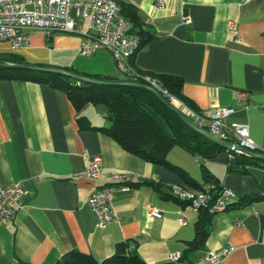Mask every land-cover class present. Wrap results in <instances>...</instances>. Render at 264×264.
I'll list each match as a JSON object with an SVG mask.
<instances>
[{
    "label": "crops",
    "instance_id": "crops-1",
    "mask_svg": "<svg viewBox=\"0 0 264 264\" xmlns=\"http://www.w3.org/2000/svg\"><path fill=\"white\" fill-rule=\"evenodd\" d=\"M116 1L137 7L144 29L154 35L130 59L135 70L179 79L183 98L199 114L234 109L229 121L247 124L256 143H263L264 0H164L162 9L157 0ZM185 16L191 23H185ZM81 43L77 34L57 33L48 40L34 31L30 45L18 51L0 42V55L83 75L122 78L109 52L84 57ZM99 107L88 105L78 114L66 93L47 83L0 80V188L19 183L27 191L25 208L12 222L0 225V264H62L75 251L101 262L122 243L128 253L159 264L171 254L183 255L195 239L200 212L186 208L170 192L172 185L195 187L166 167L125 151L100 131L109 123ZM82 115L90 128L79 126ZM182 150L177 162L169 161L199 185L206 183L204 164L214 176L212 182L233 189L237 204L244 205L214 214L204 245L174 264H194L206 252L229 245L234 251L222 264H264V198L247 203L250 196L264 195V168L229 172L235 159L228 152L204 161ZM96 156L102 158L105 173L141 178L129 191L116 192L120 220L104 229L88 205L93 193L110 185L105 177L95 181L85 176ZM150 206L163 217L149 216ZM181 218L187 225H181Z\"/></svg>",
    "mask_w": 264,
    "mask_h": 264
},
{
    "label": "built area",
    "instance_id": "built-area-1",
    "mask_svg": "<svg viewBox=\"0 0 264 264\" xmlns=\"http://www.w3.org/2000/svg\"><path fill=\"white\" fill-rule=\"evenodd\" d=\"M157 6L162 9L164 0H157ZM184 21L191 23V18L185 16ZM229 27L235 30L236 24L230 22ZM34 31L43 33L48 40L57 33L81 36L82 56L90 57L99 51L109 52L122 78L140 79L154 87L169 99L170 103L213 136L264 154V141L258 145L247 124L229 121L234 109L221 108L207 114H199L170 95L156 78L141 74L132 67L130 59L139 49V39L133 32V24L124 17L116 0H0V42H7L14 51H18L30 45V33ZM246 96V93H242L241 100H245ZM85 176L95 181L105 177L110 183L107 188L93 193L88 200L97 226L104 229L109 224L118 222L120 217L114 208L116 192L129 191L141 178L116 171L105 173L100 156L89 162ZM170 192L175 199L185 204L186 208L195 212L208 210L213 215L225 212L238 203V195L233 189L212 182L204 184L201 190L172 185ZM26 196L27 191L19 183L0 188V225L12 222L17 212L25 208ZM149 216L160 219L163 213L150 206ZM180 223L187 225V220L181 218ZM233 251L232 245L218 251H209L194 264H222ZM181 258V253L171 254L168 262L174 263Z\"/></svg>",
    "mask_w": 264,
    "mask_h": 264
},
{
    "label": "trees",
    "instance_id": "trees-1",
    "mask_svg": "<svg viewBox=\"0 0 264 264\" xmlns=\"http://www.w3.org/2000/svg\"><path fill=\"white\" fill-rule=\"evenodd\" d=\"M118 3L122 8L124 17L129 19L133 24V32L139 39V51L154 40V35L144 29L137 7L124 2ZM0 60L14 64L27 63L20 56L12 54L0 55ZM86 76L99 80H125L143 83L140 79L127 80L124 78L110 79L90 75ZM155 78L170 95L192 108L182 96V84L179 79L170 76ZM3 79L47 83L53 88L65 92L78 114L88 105L103 107L106 111V119L109 125L99 127L100 131H103L115 140L125 151L151 164L166 167L170 171L177 173L187 184L193 185L197 190H201L203 185H199L183 168L169 161L168 155L174 147L180 146L190 154L204 161L215 159L220 154L228 152L235 159V164L228 167L229 172L247 173L248 166L264 165V161L226 151L191 130L179 117L169 111L153 93L144 89L91 85L78 83L73 79L55 74L0 67V80ZM77 122L81 128H90L89 121L83 115L77 118ZM201 167L205 182H212L214 176L207 171L204 164ZM212 183L220 185L218 181ZM261 198H264V195L250 196L247 203ZM237 205L243 206L244 204L239 203ZM212 218L213 214H210L208 210L200 211L199 220L196 223V237L188 243V248L182 255L181 260H184L194 249L204 245L209 235V226ZM62 264L149 263L144 261L138 254L128 253V245L122 243L117 245L116 253L113 256L101 262L92 255L75 251L69 254ZM159 264L174 263L165 262Z\"/></svg>",
    "mask_w": 264,
    "mask_h": 264
},
{
    "label": "water",
    "instance_id": "water-1",
    "mask_svg": "<svg viewBox=\"0 0 264 264\" xmlns=\"http://www.w3.org/2000/svg\"><path fill=\"white\" fill-rule=\"evenodd\" d=\"M0 67L55 74L73 79L78 83H87L91 85H101V86L133 87V88H139L150 91L162 102V104L165 107H167L169 111L173 112L177 117H179L186 126H188L191 130L195 131L199 135L203 136L204 138L208 139L212 143L218 145L219 147L225 149L226 151L242 154L244 156H247L255 160L264 161L263 153L250 151L248 149L239 147L238 145H235L228 141L221 140L213 136L206 129L200 127L195 121H193L186 114H184L179 108H177L172 103H170L157 89L145 83L125 81V80H99L88 77L83 74L71 72L65 68L51 66V65H40V64H30V63L14 64L0 60Z\"/></svg>",
    "mask_w": 264,
    "mask_h": 264
},
{
    "label": "rangeland",
    "instance_id": "rangeland-1",
    "mask_svg": "<svg viewBox=\"0 0 264 264\" xmlns=\"http://www.w3.org/2000/svg\"><path fill=\"white\" fill-rule=\"evenodd\" d=\"M96 109H101V107H99V108H96ZM99 111V110H98ZM100 113H101V110L99 111ZM181 151H183L182 150V148L180 147V146H176L175 148H174V150H172V152L170 153V155L168 156V158H169V160L170 161H172V162H177L178 161V158H179V153H182ZM185 153V152H184ZM264 164V163H263ZM261 167H263L264 168V166H261ZM198 169H200L199 168V166H198ZM237 205V204H236Z\"/></svg>",
    "mask_w": 264,
    "mask_h": 264
},
{
    "label": "bare ground",
    "instance_id": "bare-ground-1",
    "mask_svg": "<svg viewBox=\"0 0 264 264\" xmlns=\"http://www.w3.org/2000/svg\"><path fill=\"white\" fill-rule=\"evenodd\" d=\"M168 262V261H167Z\"/></svg>",
    "mask_w": 264,
    "mask_h": 264
}]
</instances>
